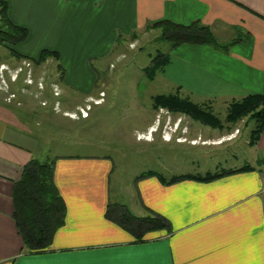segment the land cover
<instances>
[{"label": "crops", "instance_id": "0c3cea01", "mask_svg": "<svg viewBox=\"0 0 264 264\" xmlns=\"http://www.w3.org/2000/svg\"><path fill=\"white\" fill-rule=\"evenodd\" d=\"M6 1L10 20L28 30L24 41L10 45L20 58L0 44L4 51L0 66H4L6 78L18 77L24 58H38L30 51L53 50L59 57L62 49H76L80 43L110 50L118 30L129 34L159 20L200 21L210 27L219 44L227 46L184 43L171 47L158 78L192 101L210 104L214 112L264 92V0ZM1 99L0 264H264V127L255 144H249V133L240 139L234 136L222 161L212 157L209 165H198L190 173L202 175L246 164L252 169L208 181L188 178L164 183L154 175L139 177L143 171L154 170L146 169L134 175L132 188L113 191L109 157L55 156L54 183L65 204L64 223L48 246L29 250L13 216L12 192L22 167L37 158L40 143L33 117L22 116ZM155 112L161 115V122L153 119L136 129L144 135L151 132L152 138L144 139L145 143L156 140L162 146L183 145L181 137L186 138L187 132L177 122L185 117L192 140L217 143L230 134L224 132L237 129L236 124L214 128L167 109ZM69 113L63 111V116L73 119ZM157 131L160 133L153 139ZM52 135L50 144L57 141ZM155 161L160 162L161 157ZM159 174L168 179L187 173ZM110 203L120 204L136 216L158 213L169 229L146 232L137 240L106 217Z\"/></svg>", "mask_w": 264, "mask_h": 264}, {"label": "rangeland", "instance_id": "374dc122", "mask_svg": "<svg viewBox=\"0 0 264 264\" xmlns=\"http://www.w3.org/2000/svg\"><path fill=\"white\" fill-rule=\"evenodd\" d=\"M160 36L161 28L133 29L129 34L118 30L110 50L102 45L80 43L76 49H62L58 59L48 57L37 63L25 58L17 78H6L4 66H0V94L4 98L0 95V99L18 109L22 116L33 117L40 143L36 157L39 160L55 159L58 155L109 157L113 164L110 187L113 191L129 190L134 175L141 170L193 173L198 165H209L212 157L218 156L222 161L230 149L231 138L247 137L254 125L249 116L233 123L237 129L224 132L230 134L216 140L217 143L189 139L191 133L185 117L181 123L177 122L179 129L187 132L186 138L181 137L185 140L183 145L176 146L173 142L162 146L156 140L145 143L144 139L152 138L151 132L144 135L145 132L136 129L153 119L161 122V115L155 110L164 109L152 107V96L177 90L157 75L148 80L144 72L157 52L167 53L171 48L170 42ZM29 53L33 57L40 54L38 50ZM3 54L0 46V61ZM66 110L71 111L69 116L73 119L63 116ZM213 113L224 120L226 109L223 106ZM224 124L230 123L223 121ZM158 132H153V139ZM49 134H53L55 143L48 142ZM158 156L160 162L155 161ZM227 162L229 165L228 159Z\"/></svg>", "mask_w": 264, "mask_h": 264}, {"label": "trees", "instance_id": "16d2710c", "mask_svg": "<svg viewBox=\"0 0 264 264\" xmlns=\"http://www.w3.org/2000/svg\"><path fill=\"white\" fill-rule=\"evenodd\" d=\"M150 28H161L160 38L169 41L171 47L184 43L205 44L220 48L227 46L219 44L210 27L200 21L182 24L159 20L146 27V29ZM27 37V28L14 24L10 20L7 1L0 0V44L8 47L12 54L20 58V54H17L10 45L24 41ZM48 57L58 59V52L43 49L35 60L37 63H42ZM167 61V53L157 52L144 69L147 79L153 80ZM151 100L154 109L164 108L182 113L215 128L222 127L223 121L233 124L249 116L254 120V125L249 132L250 145L256 143L264 127V92L230 102L224 120L213 113L210 104L192 101L188 96L182 95L179 88L172 93L154 95ZM249 169H252V166L246 164L238 169L222 168L202 175L187 173L168 179L154 170H147L141 172L139 177L154 175L164 183L188 178L208 181L235 171ZM12 198L13 216L26 248L38 250L48 246L56 229L63 225L65 217V204L54 183V159H30L22 167V174L14 183ZM106 217L128 230L137 240L141 239L146 232L169 229L167 220L160 214L150 211L147 215L136 216L117 203L107 205Z\"/></svg>", "mask_w": 264, "mask_h": 264}, {"label": "built area", "instance_id": "2783aa9c", "mask_svg": "<svg viewBox=\"0 0 264 264\" xmlns=\"http://www.w3.org/2000/svg\"><path fill=\"white\" fill-rule=\"evenodd\" d=\"M81 113H84V112L82 111V109H81Z\"/></svg>", "mask_w": 264, "mask_h": 264}]
</instances>
